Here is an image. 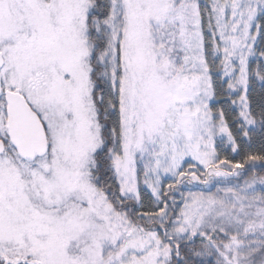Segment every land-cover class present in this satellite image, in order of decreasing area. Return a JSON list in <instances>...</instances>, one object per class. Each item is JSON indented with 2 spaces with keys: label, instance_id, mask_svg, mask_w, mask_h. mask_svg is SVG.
Returning a JSON list of instances; mask_svg holds the SVG:
<instances>
[{
  "label": "snow or ice",
  "instance_id": "snow-or-ice-1",
  "mask_svg": "<svg viewBox=\"0 0 264 264\" xmlns=\"http://www.w3.org/2000/svg\"><path fill=\"white\" fill-rule=\"evenodd\" d=\"M0 264H264V0H0Z\"/></svg>",
  "mask_w": 264,
  "mask_h": 264
}]
</instances>
